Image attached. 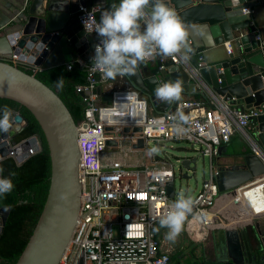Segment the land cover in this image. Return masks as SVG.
Instances as JSON below:
<instances>
[{"label": "water", "instance_id": "water-1", "mask_svg": "<svg viewBox=\"0 0 264 264\" xmlns=\"http://www.w3.org/2000/svg\"><path fill=\"white\" fill-rule=\"evenodd\" d=\"M264 0H166L187 29H192L185 61L183 53L180 64L171 62L170 56L156 55L141 64L134 75L123 76L139 95L146 99L151 111L156 114L175 111L178 102L163 103L156 99L158 84L177 79L182 81V95L203 89L215 99H222L241 109H258L264 102L262 77L264 76V49L260 40L249 30L248 15L242 9L252 7ZM121 0H0V99L11 100L24 107L38 123L49 153L50 177L47 195L28 242L15 264H59L72 237L80 210L81 184L78 176L79 128L67 107L56 92L36 77L28 74L19 65L9 62L13 55L21 60L30 56L33 66L41 72L65 66L77 60L87 62L94 57L85 33L77 20L80 9L93 6L101 14ZM194 39L197 42H194ZM228 44V46H226ZM230 48V53L227 52ZM197 48H205L202 55L208 67L192 71L193 56ZM216 48V60L211 61L206 52ZM100 76L95 75L96 82ZM102 95L101 87L94 90ZM87 95V94H85ZM80 94V97L85 96ZM110 102L111 97H101ZM182 100V98H181ZM180 100V101H181ZM13 127L0 132V161L9 158L18 148L24 149L28 142L11 145V139L26 125L24 117L14 109ZM250 140L238 137L218 148L216 184L219 192L226 194L264 176V114L252 121ZM125 132H128L126 129ZM139 133L140 129L133 130ZM234 140L239 150L228 153ZM117 143L107 140L106 146ZM40 146V145H39ZM133 149H144L138 139ZM257 148L262 158L254 155ZM192 149V148H191ZM196 154L186 153L177 158L181 180H188L197 167ZM217 159V160H218ZM19 161L21 159H18ZM173 171L174 165L170 164ZM182 172H184L182 174ZM173 180L166 186L167 196L172 199L175 190ZM9 215V210L0 208V236ZM246 229V225H229L214 239L212 256L190 255L186 264H264V235ZM194 259V261H190ZM183 264V263H182Z\"/></svg>", "mask_w": 264, "mask_h": 264}, {"label": "built area", "instance_id": "built-area-1", "mask_svg": "<svg viewBox=\"0 0 264 264\" xmlns=\"http://www.w3.org/2000/svg\"><path fill=\"white\" fill-rule=\"evenodd\" d=\"M100 12V7L93 6L90 10L80 7L77 13V20L94 54L95 45L100 43V37L93 31L99 22L97 16ZM242 13L251 17L252 8H244ZM248 26L246 34L254 33L255 38L261 41L252 19L248 21ZM227 52L230 53L229 47ZM181 59L179 55L175 58L170 56L175 65L180 64ZM9 62L32 73L41 72L33 66L32 60H21L18 55H13ZM73 64L86 70L85 84L75 87L79 96L87 94L81 97L86 108L83 118L77 123L81 197L77 224L59 264H172L169 253L162 251L155 231L159 217L178 197L176 190L172 199L167 196L166 186L174 177L171 166L165 162L126 166L108 157L106 141L116 142L117 145L111 148L118 152H122L125 143L129 145V151L138 150L132 147L138 139L143 140L144 148L150 142L158 145L188 142L203 160L208 159L209 179H203L198 191L192 195L193 211L183 226L184 230L200 236L198 234L204 229L222 221L216 212V203L222 196L216 184L218 170L214 164L218 148L228 144L236 133L250 140L247 128L264 114V102L258 109L243 111L239 105H230L209 94L207 100L184 101L178 103L172 113L156 114L151 111L146 99L132 88L110 89L106 95L97 96L94 94L96 87L107 84L109 79L92 68V59L87 62L77 60L67 64L66 68L70 70ZM203 67L208 65L202 52L198 51L192 71L198 72ZM97 74L99 82L95 80ZM262 83L264 90V76ZM107 96L111 97L109 103L98 102L101 97ZM181 111L190 120L178 131L176 114ZM137 128L140 132L134 133ZM126 129L128 132H125ZM24 142H28L27 147L18 148L9 156L18 165L40 150L36 137ZM195 146L198 147L195 149ZM253 153L262 158L257 148H253ZM262 180L264 176L226 193V206L230 209L236 206L241 211L246 205L252 208L250 202L245 204L240 197L244 199L243 195L252 187L250 184L259 185Z\"/></svg>", "mask_w": 264, "mask_h": 264}, {"label": "clouds", "instance_id": "clouds-1", "mask_svg": "<svg viewBox=\"0 0 264 264\" xmlns=\"http://www.w3.org/2000/svg\"><path fill=\"white\" fill-rule=\"evenodd\" d=\"M93 31L100 37V43L95 45L92 68L107 79L134 75L138 67L155 54L175 58L187 46L189 35L186 25L166 0H121L101 14ZM183 59L187 61L190 56L184 53ZM63 81L61 78L56 83L57 87H62ZM154 91L157 100L171 104L181 100L184 88L182 81L177 79L158 84ZM11 117V110L3 106L0 109V132L6 133L13 127ZM189 120L185 113L178 112L177 130ZM159 151V147L153 146L148 154L154 155ZM3 172V167H0V197L12 192V177L16 175L9 172L5 177ZM193 205L194 198L181 191L159 217V227L155 231L167 229L165 239L175 242L193 211Z\"/></svg>", "mask_w": 264, "mask_h": 264}, {"label": "trees", "instance_id": "trees-1", "mask_svg": "<svg viewBox=\"0 0 264 264\" xmlns=\"http://www.w3.org/2000/svg\"><path fill=\"white\" fill-rule=\"evenodd\" d=\"M20 68L28 74H32L31 70L23 66ZM36 77L56 92L76 123L81 121L86 104L76 93L75 87L85 84V69L73 64L70 70L61 66L39 72ZM61 78L64 79L63 86L57 87L56 83ZM190 93L194 100H207L201 92ZM5 105L9 109L19 112L26 122L23 129L11 139V145L18 146L30 137H36L40 144V150L20 165L11 157L0 162L5 177L9 172L16 173L12 177L14 184L12 192L0 197V208L9 210L6 224L0 236V264H15L32 234L45 202L49 186L50 158L43 133L34 117L19 104L11 100L0 99V109ZM156 234H158L157 231Z\"/></svg>", "mask_w": 264, "mask_h": 264}, {"label": "crops", "instance_id": "crops-1", "mask_svg": "<svg viewBox=\"0 0 264 264\" xmlns=\"http://www.w3.org/2000/svg\"><path fill=\"white\" fill-rule=\"evenodd\" d=\"M252 15L251 19L254 22L255 28L257 30V33L260 36L261 43L263 44L264 49V1H258L256 4H254L252 7ZM98 19H100V14H98ZM189 34H192V29H187ZM194 34V32H193ZM191 40L190 37L187 39V46L182 50V53H187L188 50V42ZM192 41V40H191ZM194 42H197L194 39ZM205 48H197V51H203ZM183 53V54H184ZM207 57H209V60L214 61L216 60V48L214 51L209 53L206 52ZM26 60H32L30 59V56L25 58ZM24 59V60H25ZM193 59H196V54L193 56ZM99 87H101L102 94H107L110 89L113 90H123L127 88H131L130 84L126 82V79L123 76H117L115 79H109L107 84H99ZM193 92V91H191ZM201 93H203L206 97L209 96V93L207 91H204L203 89H200ZM188 100H194V97L192 93H186L182 95V100L179 101V103L188 101ZM102 100L99 99L98 102H101ZM103 102V101H102ZM254 125L250 124L247 128V132L251 134L253 132ZM239 138L241 141H244L245 138L240 133H236L232 138ZM128 144H123L122 152H116L112 156V159L120 161L122 164L130 167H137V166H150L152 165L151 162V156L149 160H144L142 157L143 149H138L136 151H129L128 150ZM239 142L238 140H234L232 145L227 149V152L232 154L239 150ZM218 159V158H217ZM214 162L215 166L216 163L219 162V159ZM203 161V159H202ZM252 187L245 193V196L243 195L244 199L240 197L242 201H244L245 204L251 203L252 208L246 205V207L241 211L238 210V207L232 206L227 207V197L226 194H222L220 199L216 203V212L219 213L220 218H222V221L211 228L204 229L200 236H196V233L194 232H188L186 230H182L181 234L178 236L179 241L176 243L178 238L175 240V242L169 241L165 239V234L167 232V229H160V231L157 234V237L159 238L161 242V249L164 252H168L170 255V259L172 264H175V262L179 261L180 259L184 257H190V255L195 254L196 248L188 249V246H198L201 247L202 254H206L209 257L213 255L214 251V239H219L220 232L223 228L229 225H246V229L249 231H254L256 233V230L254 229V223L256 222L258 225L257 231H259L262 235H264V182L260 183L259 185L250 184ZM254 185V186H253ZM252 210L249 211V210ZM261 212V213H260ZM176 246V247H175ZM264 253H261L263 255Z\"/></svg>", "mask_w": 264, "mask_h": 264}, {"label": "rangeland", "instance_id": "rangeland-1", "mask_svg": "<svg viewBox=\"0 0 264 264\" xmlns=\"http://www.w3.org/2000/svg\"><path fill=\"white\" fill-rule=\"evenodd\" d=\"M159 147L160 151L157 154L154 155H149V149L151 147ZM198 146H195V149ZM118 152V150L112 149L111 147L108 148L107 150V155L108 157H112L114 153ZM186 153H190L192 156H194V152L191 149V144L188 142H166V143H161V144H156L154 142H150L146 148L143 149L142 152V157L144 160H149L151 156V162H165L167 164H172L174 165L173 171L175 173V190H176V195L183 191L187 194H190L191 196L194 195L198 189L201 186V183L203 179L208 180L209 179V161L208 159H204L203 161L201 159H198L197 161V167L196 171L194 173L189 172L188 175L191 176L190 179L188 180H181L180 173H179V165L175 163V160L177 158L183 157ZM194 153V154H193ZM196 155V154H195ZM184 172H182L183 174ZM179 189L181 191L179 192ZM178 198V197H177ZM176 198V199H177ZM180 238L176 241V243L179 241ZM176 247V246H175ZM196 248L195 254L200 258L202 252H201V247L198 246H188V249H193ZM186 259H189L187 257H184L180 259L179 261L175 262V264H186L188 261ZM190 261H194V259H191Z\"/></svg>", "mask_w": 264, "mask_h": 264}, {"label": "bare ground", "instance_id": "bare-ground-1", "mask_svg": "<svg viewBox=\"0 0 264 264\" xmlns=\"http://www.w3.org/2000/svg\"><path fill=\"white\" fill-rule=\"evenodd\" d=\"M262 182H264V180H262L260 183H262ZM249 211H251L252 212V210L250 209ZM253 213V212H252ZM197 228V227H196ZM198 235H200V234H198Z\"/></svg>", "mask_w": 264, "mask_h": 264}]
</instances>
